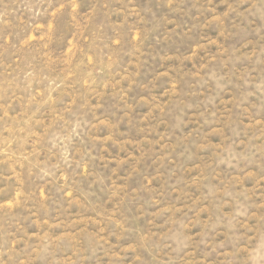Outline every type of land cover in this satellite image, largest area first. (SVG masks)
<instances>
[{"label":"rangeland","instance_id":"1","mask_svg":"<svg viewBox=\"0 0 264 264\" xmlns=\"http://www.w3.org/2000/svg\"><path fill=\"white\" fill-rule=\"evenodd\" d=\"M0 264H264V0H0Z\"/></svg>","mask_w":264,"mask_h":264}]
</instances>
